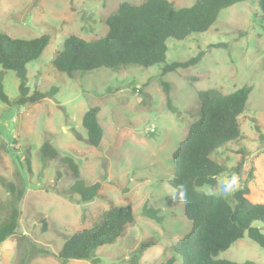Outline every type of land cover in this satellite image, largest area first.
<instances>
[{
  "label": "rangeland",
  "instance_id": "374dc122",
  "mask_svg": "<svg viewBox=\"0 0 264 264\" xmlns=\"http://www.w3.org/2000/svg\"><path fill=\"white\" fill-rule=\"evenodd\" d=\"M123 1L146 0H0V32L25 39L44 34L51 38L42 55L28 64L30 92L58 87L52 97L18 106L14 101L20 94L19 78L14 70L0 65V80L12 102L0 99V223L15 199L2 182L12 183L16 193L25 187L18 202L19 226L0 244V264H18L24 234L37 246L58 252L71 234L93 226L112 204L131 206L135 221L114 243L98 249V264L166 262L173 255L171 246L192 226L181 194L170 182L173 154L200 117L198 91L203 89L252 88L239 116L240 138L220 147L212 157L225 167L219 182L235 173L239 189L248 185L251 199L264 200V13L258 0L223 9L205 32L183 40L169 38L168 63L205 50L201 61L188 68L162 74L163 63L150 67L130 63L78 71L73 77L58 71L53 61L64 40L72 34L87 40L104 36L107 18ZM171 1L179 8L196 0ZM219 42L229 47H209ZM162 81L171 85L176 110L167 106ZM95 106L100 107L98 121L104 130L99 146L83 140L89 138L83 116ZM140 125L144 128L138 129ZM45 142L57 152L55 157H42ZM78 179L85 186L102 182L98 197L83 201L79 192L72 193ZM145 205L158 209L163 221L144 215ZM254 225L264 234L263 222ZM146 241L153 245L138 258L139 247ZM218 257L264 264V247L246 234ZM29 264L61 263L53 255L40 254ZM68 264L95 263L71 259ZM175 264H181V258Z\"/></svg>",
  "mask_w": 264,
  "mask_h": 264
},
{
  "label": "trees",
  "instance_id": "16d2710c",
  "mask_svg": "<svg viewBox=\"0 0 264 264\" xmlns=\"http://www.w3.org/2000/svg\"><path fill=\"white\" fill-rule=\"evenodd\" d=\"M242 1L245 0H196L190 6L179 8L171 0H146L140 4L123 1L117 12L107 18L108 31L104 36L94 40L75 34L68 36L53 65L69 77L78 71L100 67L114 69L130 63L144 67L163 63L162 74L188 68L201 61L205 50H200L187 60L168 63L167 40H183L192 33L207 31L223 9ZM258 4L264 13V0H258ZM50 41V36L45 34L25 39L0 32V65L14 70L19 78L20 94L14 104H36L58 92V87L53 86L50 90H34L31 93L28 84V64L42 55ZM209 47L228 48L229 44L210 43ZM162 88L167 106L176 110L172 104L170 83L162 81ZM251 89L245 85L231 92L219 88L198 91L200 117L191 124L185 139L173 154L174 176L170 182L181 194L184 213L191 220L192 226L188 233L171 246L173 255L163 264H175L177 257L181 258V264H258L253 260L237 262L218 256L246 234L264 247V234L260 227L254 225L256 221L264 223V200L251 199L248 185L227 198L208 197L202 189L204 186L216 185L219 175L225 170L212 154L228 142L240 138L239 116L245 110ZM0 99L12 104L1 80ZM99 111V106L91 107L85 112L82 121L95 146H99L104 133L98 121ZM41 153L42 157L57 155L49 142L42 145ZM242 163L243 158L239 165ZM73 170L74 176H77L76 165ZM60 176L58 172V179ZM2 183L15 199L7 218L0 223V244L17 231L21 214L18 202L25 192L24 186L16 193L12 183ZM102 186L100 181L85 186L78 179L70 190L72 193L79 192L83 201H92L98 197ZM143 213L157 222L163 221L158 209L145 205ZM134 221L131 206L112 204L93 226L71 234L58 252L37 246L24 234L20 237L22 243L18 245V264H29L33 257L40 254L53 255L61 264H68L71 259L91 260L98 264V249L114 243L123 235L128 224ZM152 245L151 241L142 242L138 258ZM134 264H138V261Z\"/></svg>",
  "mask_w": 264,
  "mask_h": 264
},
{
  "label": "clouds",
  "instance_id": "9594fccd",
  "mask_svg": "<svg viewBox=\"0 0 264 264\" xmlns=\"http://www.w3.org/2000/svg\"><path fill=\"white\" fill-rule=\"evenodd\" d=\"M240 187V178L237 174L233 173L225 181L217 182L216 185H209L205 190L204 194L208 197L222 196L230 197Z\"/></svg>",
  "mask_w": 264,
  "mask_h": 264
},
{
  "label": "water",
  "instance_id": "95a60500",
  "mask_svg": "<svg viewBox=\"0 0 264 264\" xmlns=\"http://www.w3.org/2000/svg\"><path fill=\"white\" fill-rule=\"evenodd\" d=\"M144 128V125H140L139 127H138V129H143ZM85 142H87V143H89V144H93L92 143V140L90 139V138H88V139H83Z\"/></svg>",
  "mask_w": 264,
  "mask_h": 264
},
{
  "label": "built area",
  "instance_id": "2783aa9c",
  "mask_svg": "<svg viewBox=\"0 0 264 264\" xmlns=\"http://www.w3.org/2000/svg\"><path fill=\"white\" fill-rule=\"evenodd\" d=\"M153 130V129H152Z\"/></svg>",
  "mask_w": 264,
  "mask_h": 264
}]
</instances>
